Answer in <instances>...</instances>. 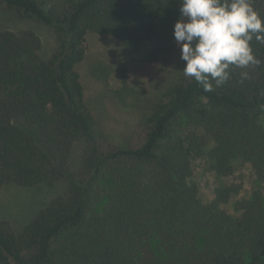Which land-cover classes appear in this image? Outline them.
<instances>
[{
    "label": "trees",
    "instance_id": "16d2710c",
    "mask_svg": "<svg viewBox=\"0 0 264 264\" xmlns=\"http://www.w3.org/2000/svg\"><path fill=\"white\" fill-rule=\"evenodd\" d=\"M53 1L0 0L4 12L37 20L58 39L45 61L33 32H0V188L68 179L19 232L0 222V264H264L261 193L228 213L220 204L231 189L203 203L189 184L198 158L218 175L240 161L264 182V44L251 42L259 66L235 69L205 92L182 73L173 36L179 0H69L63 16L46 11ZM252 2L264 18V0ZM90 32L120 41L144 63L177 64L180 82L150 104L123 146L85 105L76 66ZM241 71L250 79L241 82Z\"/></svg>",
    "mask_w": 264,
    "mask_h": 264
},
{
    "label": "rangeland",
    "instance_id": "374dc122",
    "mask_svg": "<svg viewBox=\"0 0 264 264\" xmlns=\"http://www.w3.org/2000/svg\"><path fill=\"white\" fill-rule=\"evenodd\" d=\"M69 0H54L46 6L63 16ZM10 31L17 35L24 31L33 32L41 42L39 55L48 60L58 49V39L49 26L0 7V32ZM85 56L76 71L84 89V101L97 127L109 141L123 146L131 137L150 104L157 100L169 87L180 82L176 61L144 63L140 55L128 54L123 44L111 37L88 33ZM85 146L84 139L76 141L70 153V169L75 172ZM189 184L198 190L203 203L216 200L219 190H229V198L220 204L228 213H234L238 201L260 192L264 200V182L260 181L248 164L232 163L231 173L218 175L209 171L203 158L193 163ZM68 179L62 177L52 185L39 184L34 187H19L14 184L0 188V222H7L13 231L19 232L52 199L62 195Z\"/></svg>",
    "mask_w": 264,
    "mask_h": 264
},
{
    "label": "clouds",
    "instance_id": "9594fccd",
    "mask_svg": "<svg viewBox=\"0 0 264 264\" xmlns=\"http://www.w3.org/2000/svg\"><path fill=\"white\" fill-rule=\"evenodd\" d=\"M180 18L174 24V43L186 62L182 71L205 92L226 84L235 69L259 66L253 38L264 44V18L252 0H179ZM241 82L250 79L241 71Z\"/></svg>",
    "mask_w": 264,
    "mask_h": 264
}]
</instances>
